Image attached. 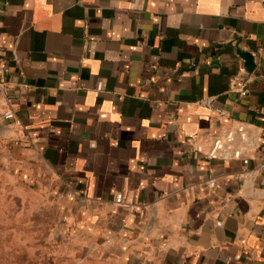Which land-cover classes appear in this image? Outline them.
I'll return each mask as SVG.
<instances>
[{
  "label": "crops",
  "instance_id": "crops-1",
  "mask_svg": "<svg viewBox=\"0 0 264 264\" xmlns=\"http://www.w3.org/2000/svg\"><path fill=\"white\" fill-rule=\"evenodd\" d=\"M0 65L2 169L68 256L264 264V0H0Z\"/></svg>",
  "mask_w": 264,
  "mask_h": 264
},
{
  "label": "rangeland",
  "instance_id": "rangeland-1",
  "mask_svg": "<svg viewBox=\"0 0 264 264\" xmlns=\"http://www.w3.org/2000/svg\"><path fill=\"white\" fill-rule=\"evenodd\" d=\"M57 220L52 201L33 189L18 190L0 163V264H91L55 242Z\"/></svg>",
  "mask_w": 264,
  "mask_h": 264
},
{
  "label": "built area",
  "instance_id": "built-area-1",
  "mask_svg": "<svg viewBox=\"0 0 264 264\" xmlns=\"http://www.w3.org/2000/svg\"><path fill=\"white\" fill-rule=\"evenodd\" d=\"M4 72H5V70L0 65V99L4 100V102L6 104H9L10 99L7 97V89H6L5 83L2 82V76H3ZM242 94H244V93L242 92ZM198 105L204 106L206 108H211L212 107V99H210V98L200 99L198 101ZM2 116L4 119L9 120V119L13 118V113L10 110H7L4 112V114ZM209 183H210V185L213 184L212 181H210ZM121 200L122 199L120 196H117L115 199V201L117 203H120Z\"/></svg>",
  "mask_w": 264,
  "mask_h": 264
},
{
  "label": "water",
  "instance_id": "water-1",
  "mask_svg": "<svg viewBox=\"0 0 264 264\" xmlns=\"http://www.w3.org/2000/svg\"><path fill=\"white\" fill-rule=\"evenodd\" d=\"M237 55L243 60L246 72L251 73L255 67L253 55L248 51L236 50Z\"/></svg>",
  "mask_w": 264,
  "mask_h": 264
}]
</instances>
